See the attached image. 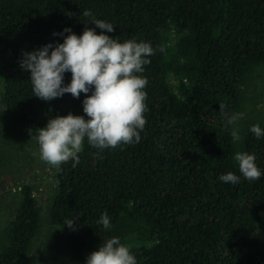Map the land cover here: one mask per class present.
Here are the masks:
<instances>
[{
	"label": "trees",
	"instance_id": "1",
	"mask_svg": "<svg viewBox=\"0 0 264 264\" xmlns=\"http://www.w3.org/2000/svg\"><path fill=\"white\" fill-rule=\"evenodd\" d=\"M85 10L113 23L114 39L165 51L142 74L147 123L140 142L98 151L85 140L79 164L53 168L45 209L64 235L67 264H84L112 236L131 246L138 264H264V176H241L236 185L219 180L229 171L241 175L237 152L255 154L264 171V138L250 131L264 128V116L228 126L220 111L242 113L244 88L264 75V0H0V103L6 119L34 137L50 117L83 115L85 94L41 100L19 60L63 42L53 32L94 27ZM70 79L66 73L65 83ZM20 191L0 229V264L31 262L42 214L32 186ZM104 212L107 231L97 224ZM72 218L75 230L65 225ZM53 255L64 264L59 251Z\"/></svg>",
	"mask_w": 264,
	"mask_h": 264
},
{
	"label": "clouds",
	"instance_id": "2",
	"mask_svg": "<svg viewBox=\"0 0 264 264\" xmlns=\"http://www.w3.org/2000/svg\"><path fill=\"white\" fill-rule=\"evenodd\" d=\"M83 15L92 18L94 27H86L79 35L71 27L53 32L63 42H48L25 51L19 60L20 68L30 73L33 95L41 100L51 101L65 94L80 98L81 93L85 94L83 115L69 112L50 117L36 135L40 160L56 168L69 160L73 166L79 164L85 140L98 151L140 142V133L147 123L144 113L148 80L142 74L151 63L150 57L157 50L165 51L136 38L114 39L108 34L115 31L113 23L95 18L91 10H85ZM66 73H71L68 83H65ZM224 109L220 105L228 126L236 125L243 118L242 113L227 114ZM250 131L257 139L264 138V128L259 124L253 125ZM232 136L239 141L237 130H233ZM234 160L241 175L229 171L220 175V181L236 185L241 176L249 181L264 176L255 154L237 152ZM74 221L75 218L68 219L65 225L75 230L79 225ZM97 224L107 231L112 227L111 217L104 212ZM84 264H138V261L130 245L112 236L90 252Z\"/></svg>",
	"mask_w": 264,
	"mask_h": 264
},
{
	"label": "rangeland",
	"instance_id": "3",
	"mask_svg": "<svg viewBox=\"0 0 264 264\" xmlns=\"http://www.w3.org/2000/svg\"><path fill=\"white\" fill-rule=\"evenodd\" d=\"M253 77L244 88L242 103L243 116L247 120L250 118L248 122L264 116V75L258 73ZM3 110V104L0 103V229L7 224L16 208L21 188L29 184L33 188L35 205L42 214L38 235L28 255L30 264H59L53 255L57 251L63 255L64 264H67L64 248L66 240L60 228L58 230L48 223L45 209L49 187L54 182V167L40 160L36 137L9 122ZM240 124L245 125L246 120L240 119Z\"/></svg>",
	"mask_w": 264,
	"mask_h": 264
}]
</instances>
